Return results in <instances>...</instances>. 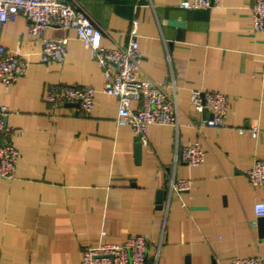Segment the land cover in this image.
<instances>
[{"label":"crops","instance_id":"0c3cea01","mask_svg":"<svg viewBox=\"0 0 264 264\" xmlns=\"http://www.w3.org/2000/svg\"><path fill=\"white\" fill-rule=\"evenodd\" d=\"M70 1L101 30L106 48L124 46L137 22L141 76L176 97L181 126L178 136L171 126H151L137 154L131 129L116 125L117 101L102 91V69L75 32L49 27L34 37L23 16L10 19L1 41L29 66L8 88L0 83L20 153L15 179H0V264H81L84 246L131 234L147 237L151 264L264 259V217L255 212L264 188L245 176L255 159L264 161V33L252 30L251 0H220L211 10L183 9L182 0ZM46 40L65 41L62 65L40 62ZM54 84L92 87V113L51 110L44 93ZM193 89L231 98L229 127L185 126L207 117L191 109ZM249 125L262 129L257 140L238 132ZM177 141L200 142L205 157L200 166L174 168L192 186L167 206Z\"/></svg>","mask_w":264,"mask_h":264},{"label":"built area","instance_id":"2783aa9c","mask_svg":"<svg viewBox=\"0 0 264 264\" xmlns=\"http://www.w3.org/2000/svg\"><path fill=\"white\" fill-rule=\"evenodd\" d=\"M179 6L186 10H211L220 7V0H182ZM252 30L264 33V0H251ZM21 15L29 21V32L41 37L49 27L71 29L83 46L89 51L103 71L102 91L117 101V126H128L135 142L148 146V130L153 125L171 126L178 136L179 107L176 97L169 95L163 85L148 76H141L142 54L137 41V22L133 23L124 46L114 49L102 44L103 34L70 0H0V32L2 26L13 17ZM66 57V43L63 40H46L42 44L40 62L62 65ZM29 62L19 49L10 53L0 38V83L6 88L24 76ZM95 91L90 86L48 85L44 100L51 110L74 106L76 115L88 116L95 105ZM189 104L198 114L207 117L196 122L189 119L185 124L200 131L203 128L221 130L229 127L228 115L231 98L219 92L193 89ZM135 105V106H134ZM9 111L0 106V179L13 180L16 177L20 153L13 143L15 131L6 124ZM240 134L257 140L263 133L258 125L237 129ZM138 139V141H136ZM205 150L200 142L177 146L173 155V169L168 178L167 206L172 197L181 196L191 189L192 181L176 178L177 165L197 167L204 162ZM249 183L255 188H264V161L255 159L245 172ZM258 218L264 217V204L255 206ZM257 221L251 223L256 227ZM149 243L144 235L131 234L120 243L100 242L82 249L81 264H151L148 257ZM231 264H264L260 254L249 258H235Z\"/></svg>","mask_w":264,"mask_h":264},{"label":"water","instance_id":"95a60500","mask_svg":"<svg viewBox=\"0 0 264 264\" xmlns=\"http://www.w3.org/2000/svg\"><path fill=\"white\" fill-rule=\"evenodd\" d=\"M143 1V0H142ZM173 24H180V23H176V22H172ZM136 141H138V139H136ZM136 150H137V154L140 153V150H141V146L140 144H137V147H136Z\"/></svg>","mask_w":264,"mask_h":264}]
</instances>
